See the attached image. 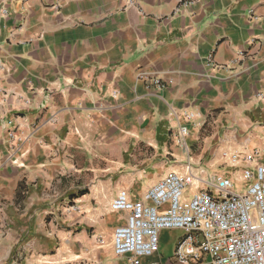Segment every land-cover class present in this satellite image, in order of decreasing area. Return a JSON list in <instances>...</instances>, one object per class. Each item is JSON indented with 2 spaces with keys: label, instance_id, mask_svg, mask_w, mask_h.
<instances>
[{
  "label": "crops",
  "instance_id": "obj_1",
  "mask_svg": "<svg viewBox=\"0 0 264 264\" xmlns=\"http://www.w3.org/2000/svg\"><path fill=\"white\" fill-rule=\"evenodd\" d=\"M235 153L264 160V0H0V264H120V188Z\"/></svg>",
  "mask_w": 264,
  "mask_h": 264
},
{
  "label": "built area",
  "instance_id": "obj_2",
  "mask_svg": "<svg viewBox=\"0 0 264 264\" xmlns=\"http://www.w3.org/2000/svg\"><path fill=\"white\" fill-rule=\"evenodd\" d=\"M149 82L164 86L159 77ZM194 115L186 112L184 117L192 120ZM189 130L180 124L176 132L187 150ZM230 159L236 166L240 156ZM184 165L141 194L123 187L112 199L111 211L125 215L113 236L120 264H160L147 258L159 250L165 229L184 232L174 250L179 264H264V160L243 170L239 189L225 170L208 171L190 158Z\"/></svg>",
  "mask_w": 264,
  "mask_h": 264
},
{
  "label": "rangeland",
  "instance_id": "obj_3",
  "mask_svg": "<svg viewBox=\"0 0 264 264\" xmlns=\"http://www.w3.org/2000/svg\"><path fill=\"white\" fill-rule=\"evenodd\" d=\"M141 164H143V163H141ZM154 164H155V167L154 168H152V167H146L147 168V171H156L157 166H156V163H154ZM144 165H146V164H144ZM227 165H228V163L225 162L224 164L219 165V168L216 169V170H214V171H218V172L221 171L222 172L225 169V172L234 181L235 188L236 189L241 188V186L244 185V183L239 182V177L241 176L240 167L238 165H236V166H232L231 164L228 165V166ZM225 166H227V167L225 168ZM145 179H147V178L145 177Z\"/></svg>",
  "mask_w": 264,
  "mask_h": 264
}]
</instances>
